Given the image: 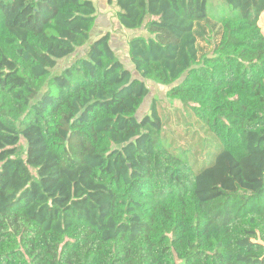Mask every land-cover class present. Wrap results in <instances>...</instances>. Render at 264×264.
<instances>
[{
    "label": "trees",
    "instance_id": "obj_1",
    "mask_svg": "<svg viewBox=\"0 0 264 264\" xmlns=\"http://www.w3.org/2000/svg\"><path fill=\"white\" fill-rule=\"evenodd\" d=\"M94 2L0 0V264H264V0Z\"/></svg>",
    "mask_w": 264,
    "mask_h": 264
},
{
    "label": "rangeland",
    "instance_id": "obj_2",
    "mask_svg": "<svg viewBox=\"0 0 264 264\" xmlns=\"http://www.w3.org/2000/svg\"><path fill=\"white\" fill-rule=\"evenodd\" d=\"M95 5L96 7H99L97 3H95ZM99 15L101 16L103 14L99 12ZM113 17H115V15ZM258 25L264 34V12L259 17ZM103 33L101 32V29H95V30L93 29L92 33L90 34V40L93 41L95 38H98ZM125 33H126L125 35L127 36L129 35L128 33L130 32L126 31ZM125 43H126V37H119V38L115 37L111 44V46H113L112 49H113V53L115 57L119 59L121 63H123L124 66L129 65V62L127 60L128 59L127 47H125ZM149 84H150L149 86L150 93L148 94L145 103L142 105L141 109H139L137 113L138 118H140L142 114L148 110L151 99L153 97L158 98V100L160 101V105L162 107L161 112H162L163 118L168 123L167 126L165 125V127L163 128L164 131L166 129V133L168 136L166 138L167 142L169 143L171 142V147L175 148L176 142L184 141L186 143V146H183L182 143L180 144L181 146H183L184 150L188 152L189 158H191L193 161L196 162V166L200 163H201L200 167L208 165L209 162L211 161L213 154L215 153V150H216L215 145L213 146V143H212V146L207 149V153L205 154V149H204L202 142L209 141L207 136L205 137L204 140H201L199 145H197L196 143L192 144L190 142L191 132L184 129V124L186 123L187 127L189 124V122L187 121V117H188L187 114L182 112L180 108L162 101L167 91L166 88H162V87L153 85L151 83ZM181 129H184V130H181Z\"/></svg>",
    "mask_w": 264,
    "mask_h": 264
},
{
    "label": "crops",
    "instance_id": "obj_3",
    "mask_svg": "<svg viewBox=\"0 0 264 264\" xmlns=\"http://www.w3.org/2000/svg\"><path fill=\"white\" fill-rule=\"evenodd\" d=\"M97 3L99 5V7H96L97 13L101 12L103 14L104 17H101L103 19H100L101 22L103 23H107V21H111V25L113 26V28L117 31V34H126L125 32L127 30H124L118 23L117 19L115 17H113L115 14V11L113 9V7L108 6L106 4V0H95L94 4ZM109 8V9H108ZM112 9V10H111ZM132 33H130L129 35H131ZM128 36V35H127Z\"/></svg>",
    "mask_w": 264,
    "mask_h": 264
}]
</instances>
